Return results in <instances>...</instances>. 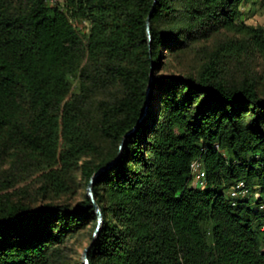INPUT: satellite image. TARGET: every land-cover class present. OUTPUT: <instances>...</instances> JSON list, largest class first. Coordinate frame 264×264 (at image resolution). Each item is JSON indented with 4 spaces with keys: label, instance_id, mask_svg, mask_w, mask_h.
<instances>
[{
    "label": "trees",
    "instance_id": "trees-1",
    "mask_svg": "<svg viewBox=\"0 0 264 264\" xmlns=\"http://www.w3.org/2000/svg\"><path fill=\"white\" fill-rule=\"evenodd\" d=\"M251 1L0 0V264H62L68 240L96 229L88 195L52 201L76 171L96 177L103 214L89 264H264V79L249 68L264 28L241 20ZM211 40L195 69L163 74Z\"/></svg>",
    "mask_w": 264,
    "mask_h": 264
},
{
    "label": "rangeland",
    "instance_id": "rangeland-1",
    "mask_svg": "<svg viewBox=\"0 0 264 264\" xmlns=\"http://www.w3.org/2000/svg\"><path fill=\"white\" fill-rule=\"evenodd\" d=\"M48 5L51 4L48 3ZM241 12V20H243L245 24L250 26H261L264 28V0H252L250 3L241 7ZM77 25L80 29L85 31L86 24L80 22ZM212 44L213 40H211L209 43H198L193 50H189L185 54H178L177 56L173 57L169 56V61L163 74H185L195 69L199 59L197 53L201 52V50L204 49V46L209 47ZM243 66L244 65L242 64V67ZM234 67L235 66L231 67L230 74L233 76V79L239 80L243 73H241L240 69H235ZM249 68L258 75H262L264 79V61L253 60L251 61ZM71 84L73 85V88L76 89L75 92H78V81L76 77L71 79ZM5 169H7V166H4L2 170H0V179L2 178V175L6 174L4 173ZM191 184H193V182H191ZM29 190V195L31 196V199L35 201V203L43 201L41 195L37 193V186L34 185V187H30ZM85 195H88V185L82 178L80 171H76L70 177L69 191L59 197H53L52 201L60 204L64 203L75 205L80 202ZM94 233L95 230H92V228L88 227L82 233L69 239L65 248L63 249L64 260L62 264H83L84 255L91 245L90 235L92 234L93 236Z\"/></svg>",
    "mask_w": 264,
    "mask_h": 264
},
{
    "label": "water",
    "instance_id": "water-1",
    "mask_svg": "<svg viewBox=\"0 0 264 264\" xmlns=\"http://www.w3.org/2000/svg\"><path fill=\"white\" fill-rule=\"evenodd\" d=\"M150 18H151V15L149 16L148 18V21H147V32H148V36H149V40L151 41V33H150ZM153 81V71L151 72V82ZM149 93L151 91V83L149 85ZM125 145V141L123 142V144L121 145L120 147V151H122L123 149V146ZM121 154V152H120ZM120 156V155H119ZM119 157H117L118 159ZM97 176V175H96ZM96 178V177H95ZM95 178H93L92 182L88 185V196L89 198L91 199V202L96 210V213H97V227L95 229V233L93 235V237H97V235L99 234L100 232V229H101V226L103 224V214H102V211L100 210L99 206L97 205L96 201H95V197H94V194H93V186H94V180ZM92 247V244L90 245V247L87 249L85 255H84V264H89V261H88V255H89V251Z\"/></svg>",
    "mask_w": 264,
    "mask_h": 264
},
{
    "label": "bare ground",
    "instance_id": "bare-ground-1",
    "mask_svg": "<svg viewBox=\"0 0 264 264\" xmlns=\"http://www.w3.org/2000/svg\"><path fill=\"white\" fill-rule=\"evenodd\" d=\"M47 1V3H51V0H46ZM63 1V0H62ZM201 169V165H200V163H198V162H194V163H192V165H191V171H192V174H193V176H194V179H196V180H198L199 179V176L197 175V172L199 171ZM199 185H201V184H199ZM241 187V185H239L238 187H237V189H239Z\"/></svg>",
    "mask_w": 264,
    "mask_h": 264
},
{
    "label": "built area",
    "instance_id": "built-area-1",
    "mask_svg": "<svg viewBox=\"0 0 264 264\" xmlns=\"http://www.w3.org/2000/svg\"><path fill=\"white\" fill-rule=\"evenodd\" d=\"M56 1H59L60 3H62V0H51V5L55 4Z\"/></svg>",
    "mask_w": 264,
    "mask_h": 264
}]
</instances>
